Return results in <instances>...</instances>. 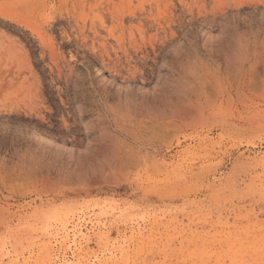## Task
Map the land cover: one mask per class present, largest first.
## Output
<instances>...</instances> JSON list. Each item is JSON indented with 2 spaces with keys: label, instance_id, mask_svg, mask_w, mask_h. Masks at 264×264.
<instances>
[{
  "label": "rangeland",
  "instance_id": "obj_1",
  "mask_svg": "<svg viewBox=\"0 0 264 264\" xmlns=\"http://www.w3.org/2000/svg\"><path fill=\"white\" fill-rule=\"evenodd\" d=\"M0 264H264V0H0Z\"/></svg>",
  "mask_w": 264,
  "mask_h": 264
},
{
  "label": "bare ground",
  "instance_id": "obj_2",
  "mask_svg": "<svg viewBox=\"0 0 264 264\" xmlns=\"http://www.w3.org/2000/svg\"><path fill=\"white\" fill-rule=\"evenodd\" d=\"M121 135H123V134H121ZM98 148L96 149V152L97 153H103V150H105V149H103V148H105L106 147V144H104V143H100V144H98Z\"/></svg>",
  "mask_w": 264,
  "mask_h": 264
}]
</instances>
